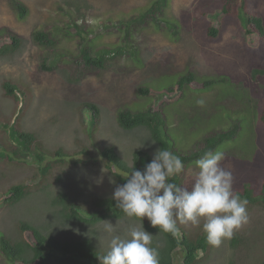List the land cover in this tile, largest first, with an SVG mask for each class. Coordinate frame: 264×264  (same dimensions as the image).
<instances>
[{
	"label": "rangeland",
	"instance_id": "374dc122",
	"mask_svg": "<svg viewBox=\"0 0 264 264\" xmlns=\"http://www.w3.org/2000/svg\"><path fill=\"white\" fill-rule=\"evenodd\" d=\"M22 1L29 8L24 19L8 0H0V44L3 30L17 33L24 40L18 53L0 58V120L10 123L16 117L23 129L35 132L47 155L43 161L31 156L24 162H0V232L13 234L20 219L49 222V201L61 191L87 205L94 199L113 196L117 183L101 149L114 146L129 163L137 148L154 152L148 132L125 130L118 123V112L123 108L154 107L166 114L169 133L182 153L197 148L211 133L239 126L238 137L217 150L225 154L221 166L233 173L234 190L245 192L248 188L257 198L247 204L249 222L234 233L242 235L246 244L233 248V238L224 240L219 247L212 246L201 264H261L264 36L257 33L255 25L252 34H246L238 11L243 8L251 16H261L264 22V0H171L170 19L178 22L174 31L157 22L135 27L132 33L130 30V41L137 55L118 56L106 69L81 80L73 72V62L80 57L81 49L122 43L127 35L126 20L154 0H86L82 7L75 0ZM212 25L221 30L218 38L208 34ZM38 29H46L57 40V58L61 59L57 69L42 66L51 54L33 41L32 33ZM189 71L197 75L198 82L186 86L181 96L179 92H168ZM215 78L219 84L203 85L205 80ZM224 78L225 82L220 81ZM7 80L25 87V105L4 94L3 82ZM141 86L148 87L149 92L141 93ZM199 99L205 101L203 106L196 103ZM87 103L100 108L94 128L88 119L84 120L82 109ZM6 132L0 128V142L9 145ZM84 146L91 147L92 155L79 152ZM59 148L74 154L67 157L66 164L50 173L43 172L42 168L58 158L54 152ZM196 171L195 162L184 167V187H191ZM17 182L27 184L30 192L15 205L8 204L4 192ZM110 222L113 232L105 228L97 234L108 248L112 236L123 237L130 227L141 224L128 219ZM181 225L192 234L203 232L202 227ZM63 229L70 233L77 230L67 225ZM183 259L180 247L174 254V264H183ZM0 264H7L1 251Z\"/></svg>",
	"mask_w": 264,
	"mask_h": 264
},
{
	"label": "trees",
	"instance_id": "16d2710c",
	"mask_svg": "<svg viewBox=\"0 0 264 264\" xmlns=\"http://www.w3.org/2000/svg\"><path fill=\"white\" fill-rule=\"evenodd\" d=\"M11 7L18 13L20 18H26L29 13L28 6L22 0H8ZM82 7L86 6V0H75ZM171 0H154L149 7L143 8V11L137 15H132L126 20L127 35L122 43L108 45L99 49L82 48L81 55L73 62V72L76 73V79L81 80L92 72H98L108 67L110 62L118 56L137 55V49L131 43V33L135 27L147 25L150 22H157L159 26L166 24V27L174 31L178 27V22L170 19L169 6ZM79 7V8H80ZM142 9V8H141ZM246 11V10H245ZM162 14L165 19L159 17ZM240 20L245 28L246 34H252L251 27L255 25L257 33L264 36V22L261 16H251L244 12L243 8L238 11ZM131 30V33H130ZM3 36L0 44V58L8 57L18 53L23 44V37L17 33H7L3 30ZM208 34L212 38H218L221 30L217 26H211ZM131 38V39H130ZM33 41L42 48L49 50L51 55L44 58L42 66L46 69H57L61 59L57 58V40L51 32L46 29H38L32 33ZM51 59L50 64L46 63ZM257 71V70H256ZM255 71V72H256ZM220 81H226L222 79ZM198 82L197 75L189 71L181 75L178 79L176 88L168 90L183 95L184 88L188 85ZM219 84L217 78L205 80L204 86ZM3 92L7 97H11L18 104H26L27 91L25 87L13 80L3 82ZM140 92L147 94L149 88L141 86ZM21 94V95H20ZM22 96V97H21ZM84 120L88 119L90 126L94 128L99 118L100 108L94 103H87L82 109ZM119 125L125 130H145L150 136L154 152L159 149H167L178 155L184 166L194 163L206 151L217 150L221 145L238 137L240 128L237 125L230 127L225 131H217L207 135L194 150L182 153L176 148V142L169 133L166 114L161 109L150 107L146 110H132L123 108L117 115ZM262 127H264V112L261 115ZM4 127L9 145L0 142V162L22 161L30 158H37L39 161L46 159L47 152L43 148V143L33 131H27L21 127L15 117L10 123H4L0 120V128ZM153 141H155L153 143ZM85 155H92L91 147L84 146L79 152ZM102 155L108 160L107 168L110 169L117 185L126 182L130 168L135 161L136 169L143 172L146 165L151 162L153 153L137 148L132 155V163H129L114 146H104ZM74 152L66 151L63 148L56 149L54 155L57 156L53 163H48L43 172L50 173L60 164L68 162L67 157H71ZM25 158V159H24ZM82 162V160L77 161ZM173 182L183 186L182 175L179 174L171 178ZM30 189L24 182H17L9 186L4 192L5 201L15 205L21 201ZM241 198L254 203L257 198L251 194L250 189L245 192H238ZM47 214L49 222L44 220H24L20 219L17 223L16 231L13 234L0 232V251L7 264H100L99 256L106 254L108 246L105 241L97 238L99 231L107 228L110 221L133 220L142 223L139 219L129 218L122 209L116 206L113 196H106L94 199L91 205L80 202L77 197L71 196L66 191L55 194L51 197ZM144 228L152 234V247L158 249L159 264H174V254L178 248L184 251L183 264H201L203 258L209 256L212 246L207 242L205 233L192 234L186 228L177 222V232L173 235L160 231L157 227H152L144 218ZM76 226L77 230L70 233L65 226ZM31 234V238L27 235ZM69 234V235H68ZM98 234V235H97ZM231 246L233 248H242L245 239L242 235H233ZM264 264V258L261 261Z\"/></svg>",
	"mask_w": 264,
	"mask_h": 264
},
{
	"label": "clouds",
	"instance_id": "9594fccd",
	"mask_svg": "<svg viewBox=\"0 0 264 264\" xmlns=\"http://www.w3.org/2000/svg\"><path fill=\"white\" fill-rule=\"evenodd\" d=\"M196 103L203 106L205 101L199 99ZM224 159L222 150L206 151L196 159L191 187L172 181L185 166L170 150L157 149L143 172L136 169L134 161L126 182L115 187L113 199L127 217L142 223L130 227L123 237L112 236L108 251L98 257L100 264H159V252L152 247L153 237L144 228V218L152 227L173 235L178 221L202 227L207 242L214 247L231 239L249 222L248 201L234 190L233 173L221 166ZM107 230L114 231L111 222Z\"/></svg>",
	"mask_w": 264,
	"mask_h": 264
}]
</instances>
